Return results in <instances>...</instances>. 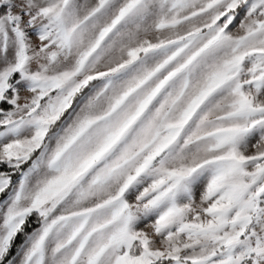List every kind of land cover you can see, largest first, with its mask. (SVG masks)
<instances>
[{"label": "snow or ice", "instance_id": "6c2138e0", "mask_svg": "<svg viewBox=\"0 0 264 264\" xmlns=\"http://www.w3.org/2000/svg\"><path fill=\"white\" fill-rule=\"evenodd\" d=\"M3 104L0 264H264V0H0Z\"/></svg>", "mask_w": 264, "mask_h": 264}, {"label": "trees", "instance_id": "16d2710c", "mask_svg": "<svg viewBox=\"0 0 264 264\" xmlns=\"http://www.w3.org/2000/svg\"><path fill=\"white\" fill-rule=\"evenodd\" d=\"M1 107L3 108H9L10 106L9 105H0ZM2 170V169H0ZM17 177H13V179L15 180ZM3 197H0V199H2ZM38 226V224L36 223V217L33 216L29 219V221L27 222L26 226H25V232H31L34 228H36ZM24 240V235H20L17 237V239L15 240L14 244H13V247L11 249V252H10V255L11 256H14L21 244V242Z\"/></svg>", "mask_w": 264, "mask_h": 264}, {"label": "rangeland", "instance_id": "374dc122", "mask_svg": "<svg viewBox=\"0 0 264 264\" xmlns=\"http://www.w3.org/2000/svg\"><path fill=\"white\" fill-rule=\"evenodd\" d=\"M242 16H243V13H241V16L238 17V19H237V21L234 23V25L231 26V30H232L233 32L237 31V27H238V24H239V20L242 18ZM32 39H33V42L36 43V37H35L34 35L32 36ZM21 95H22V96H25V95H27V93L24 92L23 90H21ZM5 105H7V104H5ZM0 107H1V106H0ZM249 151L251 152L252 149L250 148ZM16 179H17V178H16ZM16 179H15V180H16ZM139 227L144 228L145 225H144V224H141V225H139ZM17 251H18V250H17Z\"/></svg>", "mask_w": 264, "mask_h": 264}, {"label": "crops", "instance_id": "0c3cea01", "mask_svg": "<svg viewBox=\"0 0 264 264\" xmlns=\"http://www.w3.org/2000/svg\"><path fill=\"white\" fill-rule=\"evenodd\" d=\"M16 253H17V252H16ZM15 255H16V254H15ZM15 255H14V256H15Z\"/></svg>", "mask_w": 264, "mask_h": 264}]
</instances>
